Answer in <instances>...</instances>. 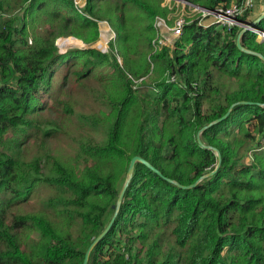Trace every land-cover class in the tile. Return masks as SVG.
I'll list each match as a JSON object with an SVG mask.
<instances>
[{
	"label": "trees",
	"instance_id": "obj_1",
	"mask_svg": "<svg viewBox=\"0 0 264 264\" xmlns=\"http://www.w3.org/2000/svg\"><path fill=\"white\" fill-rule=\"evenodd\" d=\"M160 1L87 0L82 14L72 0H0V264H82L134 155L161 174L136 162L87 264H264V150H256L264 140V61L238 48L241 26L197 18L173 47L154 50V20L166 15ZM187 1L213 10L238 0ZM254 7L238 21L255 20ZM97 21L114 32L107 52H59L58 37H75L60 46L95 42ZM255 28L264 30V16ZM240 41L264 56L255 31ZM70 60L66 73L59 69ZM68 80L73 98L61 96ZM93 81L104 89L102 127L93 110L74 111L78 91ZM50 99L62 112L57 123L38 117ZM232 104L200 133L220 152L216 171L191 188L169 181L189 185L216 167L197 133ZM73 117L102 131L104 143L77 137L64 123ZM51 142L65 154L46 148Z\"/></svg>",
	"mask_w": 264,
	"mask_h": 264
},
{
	"label": "built area",
	"instance_id": "obj_2",
	"mask_svg": "<svg viewBox=\"0 0 264 264\" xmlns=\"http://www.w3.org/2000/svg\"><path fill=\"white\" fill-rule=\"evenodd\" d=\"M72 2L74 8L79 13L83 14L87 0H72ZM162 4L170 8L171 13L158 15L154 20L153 26L155 36L152 40L154 50H160L163 47H173L175 41L182 33L184 24L187 23L185 19L188 18L186 15L187 9L200 14V16L197 17L199 24L206 26L216 23L219 27L230 29L235 25H242V23L238 21V16L245 12V10L252 8L254 6V0L233 1L228 7L219 6L213 10L205 9L187 0H162ZM97 24L100 31L101 42H96L94 46L102 49V52H106L108 49V42L113 39L114 32L106 21H97ZM101 24L106 25V28H102L100 26ZM253 31L256 32L259 39H264V30L254 29ZM169 79L181 85L175 75H171ZM262 148H264V140L261 149Z\"/></svg>",
	"mask_w": 264,
	"mask_h": 264
},
{
	"label": "rangeland",
	"instance_id": "obj_3",
	"mask_svg": "<svg viewBox=\"0 0 264 264\" xmlns=\"http://www.w3.org/2000/svg\"><path fill=\"white\" fill-rule=\"evenodd\" d=\"M262 1L263 0H254L255 11H254L253 15L249 19H252V18H254L255 16H257V15H259L261 13V11L263 10V2ZM160 6L162 8L166 9V14L171 13V9L170 8L163 6L162 0L160 1ZM0 14H1V17H5L6 16V14H4V13H0ZM186 15L188 16V18H185L187 23L190 22L192 19L197 18V17L200 16L199 13L192 12L190 9L186 10ZM100 26L102 28H106V25H104V24H101ZM69 37L75 38L73 36H68V37H58L56 39L55 44L57 43V47H58L59 52L63 53L67 49H72V48H81L82 49V48H88V47H93V48H95L97 50H100V51L102 50V49H99V48L94 46L96 44V42H101L100 31H99L98 39L95 42L91 43V44L84 43L82 40L76 38V39L80 40L79 41L80 44L79 43L77 44V42L75 40H66V41L61 43V46L58 45L60 39H65V38H69ZM107 51H108V49H107ZM117 58H118V62L120 64H122V58L119 57V56ZM71 62H72L71 60L67 61L66 64H63L61 67H59V69L63 68V72L66 73L68 67L70 65H72ZM56 75H57V71H56L55 78H54L55 80L60 78L59 76L56 77ZM71 83L72 82L69 81V80L65 81L63 83L62 90H61V96L62 97H64V98H68V97L73 98L74 97V94L70 90ZM103 92H104V89L96 81L89 82L88 84L85 85L84 90L82 92L78 91V93L80 94V99H81L82 104L81 105L76 104L74 106V111L75 112L84 111L86 113H90L91 110H93L94 112L97 113V116H98V113L100 112V110H105L102 106H98V102H100L98 94L99 93H103ZM154 92L155 91H151V93H154ZM52 100L53 99H50L49 104H48L49 107L47 109L43 110L38 115V117H39L40 120H41V117H42L45 121L48 120V121H50L52 123H57V122H59L62 119V112H61L60 109H55L56 105H55V103ZM64 123H65V125L71 126L72 129H73L74 134L77 137H79V138H81L83 140H91V141H96L98 143H104V141H105V137H104V134H103L102 131H96V129H91V128H88V127H84V128L79 127L76 117H73V123H70V122H68L66 120L64 121ZM108 123H109L108 121H104V120H102L99 117V126L100 127H102L104 125H107ZM58 146L59 145L56 144L55 142H51V143H48L46 145V148L55 149L60 154L64 155L65 152H63L62 150H58L57 149ZM38 148H39V145L33 146L30 150L27 151V156L29 158H31L34 154H36L38 152ZM43 148L45 149L44 146H43ZM256 150L260 151V150H264V149H261V147H260V149L257 148ZM250 159H251L250 155H247V157L245 158L246 162H249ZM122 184H123V179L120 180V182L118 184V187H121Z\"/></svg>",
	"mask_w": 264,
	"mask_h": 264
},
{
	"label": "water",
	"instance_id": "obj_4",
	"mask_svg": "<svg viewBox=\"0 0 264 264\" xmlns=\"http://www.w3.org/2000/svg\"><path fill=\"white\" fill-rule=\"evenodd\" d=\"M263 16H264V0H263V10H262L261 13L259 14V16H258L255 20H253V21H251V22H246L245 24H242V25H241V30H240L239 33H238V36H237V39H236V44H237L238 48H240L241 50H243V51H245V52H248V53L256 54L257 56H259V57L264 61V56H263L261 53L256 52V51H252V50H249V49H245V48L242 46L241 41H240L242 34H243L244 32H246L247 30H252V31H253V30L255 29V23H256L257 21H259ZM238 103H248V104H249V103H252V102H251V101H247V100H242V101H239ZM232 106H233V104L229 107V109L227 110V112H226L222 117H220V118H218V119H216V120L210 122L209 124L203 126V127L199 130V132L197 133V141H198V143H199L201 146L205 147V148H208V149L213 150V151L215 152V154L217 155V160H218V161H217L216 167H215L213 170H211L210 172H208L207 174L202 175L199 179H197L195 182H193L192 184H189V185H181V184H179L178 182L173 181L172 179H169V178H168L169 181L174 182L176 185H178L179 187H182V188H191V187L195 186V185L197 184V182H198L200 179H202V178H204V177H206V176H210V175H212V174L216 171V169L218 168V166H219V164H220V161H221V155H220V152H219V150H218L216 147H212V146H210V145H204V144L202 143L201 139H200V133H201V131H202L204 128H206L207 126H209V125H211L212 123L217 122V121H219V120L225 118V117L228 115V113L230 112ZM263 106H264V105H263ZM136 162H142V163L145 164L147 167H149L150 169L154 170L156 173L161 174V172H160L158 169H156L152 164H150L147 160H145L144 158H142V157L139 156V155H134V156L130 159V162H129V165H128V168H127V171H126L125 181H124V183H123V185H122V187H121V189H120V191H119V193H118V196H117V198H116V202H115V204L112 205V208L114 209V213H113L112 217L110 218L109 222L107 223V225L105 226V228H104V229H103V230H102V231H101V232H100V233H99V234H98V235L92 240V242H91L90 245L88 246V248H87V250H86V252H85L84 260H83V263H82V264H87L88 259H89V254H90V251L92 250L93 246H94V245H95V244H96V243H97V242H98V241H99V240H100V239L106 234V232L109 230V228H110V226H111V224H112V222H113V220H114V217H115V215H116V213H117V211H118V209H119V206H120V204H121V202H122V200H123V195H124L125 189H126L128 183H129V181H130V178L132 177V174H133V171H134V167H135Z\"/></svg>",
	"mask_w": 264,
	"mask_h": 264
},
{
	"label": "clouds",
	"instance_id": "obj_5",
	"mask_svg": "<svg viewBox=\"0 0 264 264\" xmlns=\"http://www.w3.org/2000/svg\"><path fill=\"white\" fill-rule=\"evenodd\" d=\"M98 25V24H97ZM256 29V28H255ZM98 30H99V28H98ZM56 45H57V43H56ZM62 53V52H61Z\"/></svg>",
	"mask_w": 264,
	"mask_h": 264
}]
</instances>
